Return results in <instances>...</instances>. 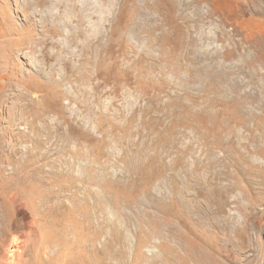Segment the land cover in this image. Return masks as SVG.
Wrapping results in <instances>:
<instances>
[{
    "label": "rangeland",
    "instance_id": "374dc122",
    "mask_svg": "<svg viewBox=\"0 0 264 264\" xmlns=\"http://www.w3.org/2000/svg\"><path fill=\"white\" fill-rule=\"evenodd\" d=\"M0 264H264V0H0Z\"/></svg>",
    "mask_w": 264,
    "mask_h": 264
}]
</instances>
